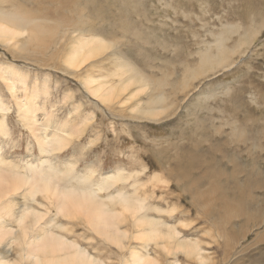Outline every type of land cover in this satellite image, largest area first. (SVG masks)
<instances>
[{
  "label": "rangeland",
  "instance_id": "374dc122",
  "mask_svg": "<svg viewBox=\"0 0 264 264\" xmlns=\"http://www.w3.org/2000/svg\"><path fill=\"white\" fill-rule=\"evenodd\" d=\"M41 2L38 0L39 4ZM19 3L31 9L28 4H37V0ZM68 5L56 10L57 17H66ZM71 6L80 8L83 20L85 17L89 22L100 20L105 30L98 34L103 35L101 52L79 70L66 64L71 51L66 38L70 34L63 37L61 30L59 39L47 41L50 49L46 53H42L40 46L29 43L25 52L21 44L0 42V125L3 127V132L0 131V167L3 169L0 172L5 173L0 186L12 191L15 187L10 182L11 174L34 170L64 173L71 169L76 178L84 179L88 190L104 183L108 175H116V185L100 196L122 192L134 200L145 199L146 204L158 211H150L149 217L168 221L183 241L200 244L207 257L202 264H264V0H74ZM98 7L102 8L99 13ZM57 22L50 21L48 25ZM249 34L251 38L246 40ZM19 40L24 43L27 39ZM220 45L226 55L222 63L225 64L200 76L202 65L198 54L210 48L209 55L216 57ZM54 50L56 53L51 57ZM117 61L139 72L151 88L147 82L146 85L139 82L135 87L129 86L127 92L120 93L117 89L119 93L114 92L115 98L113 92H106L109 87L105 86L110 97L104 99L102 94L93 97L91 90L97 80L117 83L116 74L120 72ZM7 69L12 73L5 74ZM129 94L137 96L133 98ZM160 94L164 104L154 105L152 99ZM148 103L152 108L151 116L142 111ZM29 115L36 119L35 124L29 123ZM40 139L47 146L48 154L44 153L47 149L41 151ZM177 156L185 158L177 160ZM196 162L199 166L191 170L189 181L180 182L181 176L178 175V180L174 173L176 164L185 174L188 164ZM235 164L241 171L232 179ZM4 167L9 172H5ZM246 171L252 172L249 180ZM208 172L220 175L219 179H214V186L219 187V193L212 199L214 205H218L217 198L221 195L233 203V198L239 199L237 205H242L240 210L234 208L238 213L223 228H217L214 220L204 216L205 203L210 205L213 194L199 205L189 194L183 193V184L191 185L199 180L201 184L196 193H205L212 186L204 179V173ZM71 184L79 186L77 181ZM17 188L18 196L14 200L20 207L30 202L25 199L31 197L23 195L27 191L22 187ZM35 199L40 200L39 196ZM53 199L51 206L43 202L49 208H42L45 212L32 201L27 206L33 203L31 207L39 209L42 226L47 219L50 225L64 227L63 231L55 228L54 236L61 234L74 241L104 264H123L134 253L145 259H157L155 264L174 261L201 264L193 255L184 256L187 253L180 251L181 248L154 250L152 243L146 245L145 234L128 223L129 215L118 205L109 203V208L119 213L123 222L120 229L127 231L129 237L122 243V250L100 240L85 224L91 219L89 213L92 215L91 211H95L96 214L99 210L95 205H71L69 212L81 220L74 223L62 217L68 214L65 210L68 211L69 204L60 205L57 197ZM56 204L62 209L59 214ZM13 208L9 216L0 214L2 225L7 226L11 218L13 220L3 231L6 236L3 241L8 242L10 236L6 244L10 253L5 255L9 261H17L15 254L20 248L17 243L20 245L25 237L34 235L33 227L24 223L19 228L20 231L26 228L27 235L23 234V238V231L17 230L15 216L11 214L17 206ZM227 213L234 215L230 209ZM7 230H14V235L10 234L17 238L15 242ZM222 230L225 235L235 232L234 239L224 238ZM224 242L229 247H225Z\"/></svg>",
  "mask_w": 264,
  "mask_h": 264
},
{
  "label": "bare ground",
  "instance_id": "6f19581e",
  "mask_svg": "<svg viewBox=\"0 0 264 264\" xmlns=\"http://www.w3.org/2000/svg\"><path fill=\"white\" fill-rule=\"evenodd\" d=\"M20 1L21 2H27L30 0H0V42H4L7 45L21 44L20 48H21V50L23 49L22 51H25V52L27 49V44L29 43L32 46H40L42 53H46V51L47 50L49 51V49H50L47 41H54L55 42L57 40V38L59 39L58 31L61 30L59 33H60V35H61V33H63V37L67 34H70L72 37L71 38L70 35H68L69 37L66 38V41L69 44L68 46L70 47V50H71L70 51V57L67 60L66 64L74 70H79L82 66H85V64L88 63V61L90 59H93L94 57H96L101 52L99 50V48H101L102 43L104 41L102 39L103 35L100 36L98 34L101 33L102 30H104L102 28V26L104 24L102 25V23H100L101 22L100 20H99L100 22L99 21L89 22L87 17H85L86 19L83 20L82 15H80V12H81L80 8L73 9L71 6L74 3V0H72L70 3H68L66 0H47V1L43 2L44 4H50L48 7H47V5H44L40 0H39V2H41L42 4H39L38 0H37V4H28L32 7L31 9H27L26 7H24V5H26V4H20L19 3ZM32 1H36V0H32ZM65 4H69L68 9L66 10V11H68V14L64 18H62L63 15L62 16L59 15L57 17L58 13L56 10L62 6L64 7ZM52 5H53V8H51ZM101 9L102 8L98 7V13L101 11ZM62 12H63V10H62ZM109 16H110V14H109ZM60 19H61V21H60ZM50 21H55V22L58 21V22L55 23V25H51V24L48 25V23ZM98 24H100V25H98ZM126 27H128V26H126ZM263 27H264V25H263ZM123 30H125V29H123ZM121 31H122V29H121ZM127 31H126V33H127ZM111 34H113V33H111ZM130 34L131 33H129V35ZM133 34H135V33H133ZM88 36H91V37L86 39ZM133 36L136 37L135 35H133ZM24 37H26L27 40L24 43L20 42L19 39L20 38L22 39ZM249 38H251L250 34L247 35L246 40ZM135 40H136V38H135ZM54 42L52 44V47L56 46V44H54ZM96 43H98V45ZM146 44H148V43H146ZM220 47H222V45H220L217 48L218 49L217 54L215 52L216 57H214L211 52L210 53H211L212 57L209 55L210 48L205 49V51H202L200 54H198L199 55L198 61L200 62V65H202V67L200 66V70H201L199 72L200 76L205 75V73L214 72L217 68H220L221 66H223L225 64V63L224 64H222V63L225 62L226 55L224 54L223 50ZM29 48H30V46H29ZM35 52H37V51H35ZM55 53H56V50H54V52H51L50 53L51 57H53L55 55ZM21 57H23L22 54H21ZM115 64L117 65L116 66L117 70H120V72L118 71L119 73L116 74V78H118L117 83H115V85H113L107 79H105V81L104 80H97V82H95L96 85L91 90V92H92L91 94L93 95V97L95 95H97L99 97L102 94L101 97L104 96L103 98L105 99V97H107V98L110 97L111 93L109 95H107V93H109L110 91L114 93V92H117L116 90L118 89L120 91V93H123V92L128 91V88H130L129 86L133 85L132 87H135L136 86L135 84H137L139 82H141V85H143L142 83L145 82L144 85H146L147 79L144 78L141 74H139V72H137L136 70H134L133 68L127 66L126 64H124L122 62H119V64H118V61H117ZM197 64H199V63L197 62ZM196 66L198 68V65H196ZM196 72H197V69H196ZM7 73L11 74L12 72L7 69L5 74H7ZM183 78L186 79V77H183ZM86 82H88V81H86ZM92 82H94V81H92ZM147 84H149V87H150L151 84L148 82H147ZM177 85H178V83H177ZM105 86H106V88L109 87L110 90L108 88L106 90ZM147 86H146V88L148 89ZM157 87H158L157 89L160 88L159 86H157ZM91 88L89 87V89H91ZM140 88L142 90V86ZM146 88H144V89L146 90ZM104 89L106 90L107 93L105 92ZM103 91L106 93L105 95H103ZM137 92H138V89H137ZM117 93H119V92H117ZM117 93H116V95H117ZM142 93H145V91L143 90ZM135 94L138 95V93H135ZM137 95L132 94V95H130V97L133 96V98H134ZM114 96H115V93H114ZM114 96H112L111 98H113ZM120 96H122V94H120ZM116 97L117 96H115V98ZM163 98L164 97L161 96V94H160L157 97H154L152 99V103H154V105L158 104V103L164 104V102H162ZM117 101L119 104L121 103L120 104L121 106L123 105L122 102H119L120 100L117 99ZM124 101H126V100H124ZM127 101H130V100L128 99ZM123 103L125 104V102H123ZM123 107H124V105H123ZM141 109L142 108H140V110ZM140 110H139V112H140ZM142 111L145 112V113L143 112L144 115L147 114V116H149V115L151 116L152 108L150 106V103H148L147 107H144V109H142ZM29 113L30 112L26 113V117H28ZM29 116H30L29 117V123L35 124L36 119L32 115H29ZM89 119H91V118L89 117ZM84 122H86V121H84ZM87 122H90V121L87 120ZM73 128H71V129H73ZM0 131L3 132V127L1 125H0ZM72 131H74V130H72ZM2 132H0V134ZM81 132L82 131H80V133ZM74 133H75V131H74ZM39 144L41 147V151L43 150V148H44V150L47 149L46 151H44V153L48 154L49 150H48L47 146L44 144V141L40 139ZM55 148H58V146H55ZM177 157H176L177 160L185 158L182 156H177ZM185 163H187V162H185ZM1 166L3 167L5 165H1ZM188 166H189V168H187V172L184 174L183 169L179 165L176 164V169H175L176 172H174V173H175L177 179H178V175L181 176L182 181L179 179L178 180L182 183L189 181L188 178H189V174H190L191 170L197 169L199 165H197V162H196V163H189ZM4 168H6V170H7V167H4ZM0 169H3V168L0 167ZM232 170L233 171L231 172V178L233 179L235 176H237L240 173L241 167H239L238 165L235 164L234 168ZM4 171H5V169L3 170V172ZM5 172H9V171L7 170ZM1 174H2V172H0V180L2 179L1 183H4V180H5L4 174L5 173L3 175H1ZM8 174H10V173H8ZM116 174H117V172H116ZM172 174L173 173H170L169 175L172 176ZM218 174H220V172ZM245 174H246L247 179L249 180L251 178L252 172L246 171ZM87 175H88V173H87ZM206 175L204 173V179L208 180V182H210V184L212 186H210V188H208V190H206L205 193H201V194L196 193L198 185L201 184L200 180L192 183L191 185H190V183H188V185L183 184V186H184L183 193L189 194L191 196V198L193 199V202L195 204H199V205L202 202L205 203V200L207 198L211 197L213 194V197H211L209 199V201L211 200L210 205L208 206L205 203L204 216L206 215L208 218H211L212 221L214 220L213 224L217 228H223L225 224H228L230 222V220L232 221L234 216H236L237 211L234 208L238 207V209L240 210L242 208V205H237V204H239V199H238V201H236L235 198H233L234 199V203H233V201L232 200L229 201V199L226 198L225 195H221L220 197H218L217 199L219 200V203H218V205H214L212 203V199L216 198V194L219 193V187L214 186V183H215L214 179H217L218 177H220V175H216V174H213L210 172H208ZM89 176H91V175H89ZM108 176H109V178H108ZM108 176H107V179H105V180L102 178L104 180V183L103 182L100 183L101 185L96 184L95 186H98V187L95 188V186H94L95 189L90 188L88 190L86 183L83 181L84 179H80L79 176H78L79 179L76 178V176H74L71 169H68L64 173L63 172H53V171H48V170L47 171H41V170L35 171L34 170L31 172L30 171L25 172L23 174L22 173H19V174L17 173L15 175L11 174L10 175L11 180L10 179L9 180H10V182L12 181L13 184L12 183L11 184L15 188H13L12 191H8L9 189L3 187L4 185L0 186V214H5V215L8 214V216H9L10 210L14 209L13 206H17V208L14 211H11V214H13L15 216L14 222L18 226L17 230L20 231L19 228L25 223L24 225L32 226L33 228H31V227H29V228H31V230L34 231L36 234L33 232L32 234H34V235L29 236L28 239H26V237L23 235L26 233V231H25L26 228L24 229V231L21 230V231H23L22 233L20 231V233L23 235V238L24 237L25 238L22 240L20 245H19V243H17L18 244L17 246L20 247L19 251L16 252L17 255L15 254V257L17 256L16 257L17 261H15V259H13L12 261H14V262H12V261H9L8 258L6 257L10 253L8 250V245H6L10 241V236L7 235V238L9 236L8 242L3 241V238L6 237L5 234H3V231H5V227H8L9 224L10 225L13 224V220L10 217L11 223H9L10 222L9 221L8 222L9 224L7 226L2 225V223H1L0 225H2V226H0V236H1L0 264H13V263H15V264H104L102 261L96 260L92 255H90L88 253V251H86V249L82 248L77 243H74V241L68 240L67 238H65L61 234H57L56 236H54L53 231L55 228L58 227V229L60 231H63V230H65L64 227L62 225H58V224L50 225L51 221H48L47 219L45 220V221H47V223L44 224L45 226H42L41 224L43 222H42L41 217L39 216L40 212L37 211L38 208L35 210L33 207H31L33 205V203H32V205L27 206L32 201V202L36 203L37 206L40 207L41 209L42 208L46 209L48 207H46L43 204V202H46V204H48V206H49L53 202L52 199L54 197L55 198L57 197L58 200H60V202L57 201L58 204L61 203L60 205L69 204L68 205L69 207L67 209L68 211L65 210V214H67V212H68V214L62 216L64 214V213H62V215H59V216L67 218L68 220H70L74 223L79 218L78 217L76 218V215L71 210H70L71 213L69 212V208L71 207V205H77V206L95 205V208L96 209L98 208L99 210L96 211V214H95V211L94 212L91 211L95 215V217L92 216L93 214L91 215L89 213V217H91V219H90V221H87V223H85V224H87V226H89L92 233L95 232L97 234V236L100 238V240H102L103 242L112 244L121 250L124 249L122 243L124 242L125 239L128 240L129 237L127 236V231L120 229L121 228L120 224L122 222L120 215H119V213L114 212L116 209H114V211H112L109 208V205H110L109 203H113L114 205L120 206L121 209L123 210V212L126 211V213L129 215V217L127 219V220H129L128 223L130 222L134 229L137 228V232H142V234H145V237L147 238V241L145 240L146 241L145 244L148 245L147 243H152L154 246V250L155 249L157 250L160 247L161 248H169V247L171 248L172 247L171 249L173 250L175 247H176V249L178 247L179 249L181 248L180 251L183 252V250H184V253L185 252L187 253L186 255L184 254V256L190 257L193 255V256H195V258L197 260H199V262L201 264L204 262V260L207 259V257H204L205 251L200 249V246H199L200 244L193 242V241H186V240L183 241V239H181L179 237V232H177L175 228L170 227L169 226L170 224H168V221H166L164 219H163L164 220L163 221L162 219H159V218L149 217L150 211H152V210L157 211V210H155L151 204H146L145 199H135L134 200V198L132 196L126 195L127 193L125 194L122 192H116V195L115 194H113V195L109 194V196H106V197L104 196V198L101 197L100 196L101 192H106V191H108V190H106L107 188L113 187L114 185H116V182H117L116 177L117 176L116 175H114V177H110L113 175H108ZM173 176H174V174H173ZM82 177L83 176H81V178ZM84 178H85V175H84ZM118 178H119V176H118ZM103 180H101V181H103ZM73 181H77L79 186L73 187L74 185L71 184ZM17 187H22L23 190L28 192V193L27 192L23 193V195L25 194L26 196L29 195L31 197L29 199H25L26 201H30V202H27L25 205L23 204L20 207H18V205H15L16 201L14 200L15 197L18 196L16 194V191L18 190ZM11 188H12V186H11ZM216 190H218V191H216ZM19 191L22 194V191L20 190V188H19ZM237 191H240V190L237 189ZM232 194L234 196H236V191L233 190ZM38 196H39L40 200L36 201L35 198ZM133 196H135V195H133ZM246 197H247V195H246ZM245 199H247V198H245ZM25 200H24V202H25ZM133 200H134V202H133ZM60 205L56 204V208L58 207L57 214H59V212H61V210H62V209L60 210V208H61ZM248 207H249V205H248ZM80 208H82V207H80ZM93 208H94V206H93ZM45 209H42V210L44 211ZM63 209H64V206H63ZM229 209H230V212H232V213L234 211V215H228L227 210H229ZM231 209L233 211H231ZM82 210H84V209H82ZM229 214H231V213H229ZM221 217H223V218H221ZM0 219H1V216H0ZM87 220H89V218ZM82 221H84V220L82 219ZM0 222H2V220ZM78 223L80 224V222H78ZM7 231L9 232V234H10V232L12 234L15 233L14 230H11V231L7 230ZM224 232L225 231L222 230V234H223L224 238L232 239V240L234 239L235 234H236L235 232L226 233V235L224 234ZM27 233H28V231H27ZM128 233H130V232H128ZM12 234H10L11 239L15 238V236L12 237ZM25 235H27V234H25ZM132 235H134V234H132ZM19 237H21V236H19ZM16 239L17 238L13 239L14 242ZM134 239L136 240L135 236H134ZM2 242H6V243H2ZM9 244L11 246V243H9ZM15 246H13V247H15ZM224 246L229 247V244L227 242H224ZM16 247H15V249H16ZM169 253L171 254V252H169ZM166 255H167V253H166ZM155 261H157V259L156 260L155 259H145V257H141L140 255H137L136 253H134L133 257H131L130 260L125 261L123 264H155V263H153ZM156 264H158V263H156ZM171 264H180V263L178 261H174Z\"/></svg>",
  "mask_w": 264,
  "mask_h": 264
}]
</instances>
